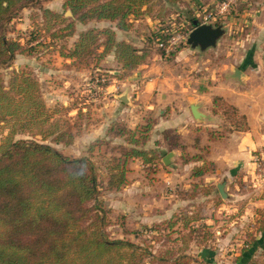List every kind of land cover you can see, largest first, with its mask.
Returning a JSON list of instances; mask_svg holds the SVG:
<instances>
[{"label": "trees", "instance_id": "1", "mask_svg": "<svg viewBox=\"0 0 264 264\" xmlns=\"http://www.w3.org/2000/svg\"><path fill=\"white\" fill-rule=\"evenodd\" d=\"M151 1L64 0L69 18L64 19L50 8H43L42 14L47 23L52 19L67 22L64 27L68 32L66 36L74 33L77 21L85 25L96 21L114 24V27L104 25L83 30L63 56L71 58L78 66L92 57L101 61L112 54L123 72V76L115 77L122 79L144 65L150 52L124 39L118 40L116 29H131L132 18L142 16ZM38 3L39 0H0V69L11 65L22 50L18 41L7 38L8 24L23 8L35 7ZM155 33L157 43L163 45L173 37L160 30ZM184 45L187 46L186 42ZM170 56L173 58L175 52ZM8 82L7 86L0 72V122L8 134L0 143V264L196 262L188 253L190 244L206 247L212 232L209 225L202 223L203 218L195 213L173 215L167 223L168 228L180 224L178 230L189 231L181 232L171 241L173 245L164 246L158 254L130 239H113L106 231L109 211L99 201L103 190L117 192L122 189L131 159L139 158L145 165L152 166L160 158L155 147L147 146L155 119L146 118L135 128L118 121L110 122L106 137L89 147L91 153L96 147L110 148L108 156L101 155L107 169L105 178H102L100 168L90 157L65 156L46 142L51 138L54 142L71 144L74 124L66 119L67 110L46 105L41 84L33 74L20 69L13 72ZM19 134L29 137L15 140ZM209 134L211 138L218 137V133ZM163 135L170 149L181 151L182 163L204 161V166L192 170V177L200 178L212 168L201 155L187 153L178 135L171 131H164ZM108 137L121 139L123 143L112 145ZM158 143H154L155 146ZM173 219L176 221H171ZM257 231L263 234L259 240L263 244L264 228ZM259 243L255 242L254 246ZM247 251L240 256L245 263L253 249Z\"/></svg>", "mask_w": 264, "mask_h": 264}, {"label": "crops", "instance_id": "2", "mask_svg": "<svg viewBox=\"0 0 264 264\" xmlns=\"http://www.w3.org/2000/svg\"><path fill=\"white\" fill-rule=\"evenodd\" d=\"M258 40L250 46L243 41L234 42L232 48L237 51H227L226 58L217 57L224 54L219 42L217 48L202 53L184 46L171 61L162 53H150L144 65L107 85L102 95L107 97L105 106L110 105L113 110L111 119L129 128L142 125L146 118L155 119L147 146L159 151L160 158L154 165L159 162L163 168L154 169L157 180L149 182L150 166L139 158L131 159L126 173V179L136 175L131 176V197L135 202V197L145 200L159 186V193L154 191L152 202L146 206L150 213L155 210L158 216L169 218L182 206L192 214L200 211L202 223L210 226L215 241L213 247L197 248L192 254H199L209 264H248L240 258L239 263L219 262L216 255L221 253L217 249L230 237L218 235L221 228L226 231L234 223L253 220L257 216L253 211L264 209V163L256 162L258 156L264 155V51L257 45ZM210 51L217 54H209ZM109 56L115 59L112 54ZM234 67L242 71L241 80L231 77ZM122 87V93H113ZM124 92L128 102L123 104L118 98ZM192 105L204 114L201 121L193 118ZM95 127L105 131V122ZM164 131L178 135L187 153L201 155L212 168L200 178L192 177V170L204 166V161L182 163L181 151L169 148ZM210 132L218 133V137L211 138ZM196 143L198 147H194ZM170 152L174 153L173 167H166L162 159ZM223 182L226 199L220 197L218 189ZM135 209L134 206L128 210L129 216L137 214ZM153 215L137 216L134 221L139 219L136 224H145ZM232 215L230 221L228 217ZM233 255L238 253L227 258Z\"/></svg>", "mask_w": 264, "mask_h": 264}, {"label": "rangeland", "instance_id": "3", "mask_svg": "<svg viewBox=\"0 0 264 264\" xmlns=\"http://www.w3.org/2000/svg\"><path fill=\"white\" fill-rule=\"evenodd\" d=\"M227 2H229V5L226 10H223L222 8ZM64 4V0H39L35 7L28 6L17 13L8 24L6 35L8 39L18 41L22 50L16 54L11 65L3 67L0 72L7 86L13 72L22 69L33 74L41 84L46 105L52 109L62 108L67 110L66 119L74 124L71 130L74 134L71 144L54 142L51 138L46 142L65 156L73 158L85 155L90 157L100 168L101 177L105 178L107 169L101 155L108 156L110 148L96 147L91 153L89 147L96 143L98 139L106 137V129L110 122L117 121L111 119L113 110L110 105L105 106L107 102L105 98L107 97L103 98L102 95H104L103 92L107 85L121 80L115 76H123V72L116 60L110 56L101 61L92 57L84 65L82 62L76 66L72 63L71 58L69 59L63 55H67L74 41L83 30L93 27L101 28L104 25L114 27V24L109 21H96L85 25L77 21L74 26V33L66 36L68 32L64 30V27L67 22H63L61 19H52L50 23H47L42 14L43 8H50L59 15L64 16V19H67L70 15L66 14L67 8ZM145 11L139 18H132L133 23L130 30L119 31L115 27L118 40L126 38L138 48H145L153 54H161L163 50L162 43H157L155 33L160 30L166 35L172 34L173 37H179L173 49L176 55L177 51L185 46L186 39L183 40L182 38L185 35L188 37L192 27L194 28L191 21L195 20L200 24L224 25L227 29V35L219 41L221 49L224 51L223 56L213 53V51H210L209 54L213 53L217 54V57L226 58L227 51L234 50L236 53L237 49L232 48L234 42L243 41V43L246 42L250 46L252 43H256L257 39H259L257 45L259 43L264 51V0H152L148 5V10ZM171 60L170 56L168 61ZM94 85H98L103 89L97 97L93 96ZM124 90L125 88L115 90L113 93H122ZM101 107L103 110L100 109ZM103 122H105V131H102L101 128L98 131V127L95 126H98V123L103 124ZM118 122L122 125L125 124L121 121ZM7 135L3 123L0 122V143ZM28 137V135L19 134L15 137V140ZM107 139L111 140L112 145L123 143L121 139L112 137ZM162 168L159 162L157 166L152 164L147 170L148 181L150 182L152 179L156 181L157 177L154 176L156 170L154 171V169L162 170ZM129 176L120 191L103 190L99 198L104 208L109 211V222L106 226L107 234L113 239H130L150 248L149 250L152 253L158 254L164 246L173 245L171 241L179 237L178 235L181 232L186 233L189 230H178L181 229L180 224L175 225L173 229H169L167 223L170 222L169 220L173 216L169 218L160 217L157 214L158 211L154 212L155 210H153L150 213V210H146V206L152 202L155 192L159 193V186L155 187V192L152 191L149 194V198L139 200L135 197V202L131 197L130 188L132 187L130 183L131 176L136 175ZM146 201L147 203L144 205ZM134 206L137 214L129 216L128 210ZM188 210L186 206H182L175 215H190ZM255 212L257 216L253 220L234 223L231 227L225 228L226 231H222L223 228L220 229L221 233L217 235L219 237L229 235L230 239L222 244L221 251L219 248L217 249L221 253L220 256L216 255L219 262L239 263L241 253L243 251L249 252L247 250L252 248L253 252L248 259V264H264V243H259V240L263 238V234L261 231H257L258 228H264V209L259 208L257 211H253V213ZM153 213L155 214L153 215ZM149 214L153 216L145 224H136V221H140L138 218L134 221L137 216L149 218ZM195 214L201 215L202 213L197 211ZM228 219L232 221L233 215L232 217L229 216ZM211 240L206 246H214L215 238L213 235ZM255 242L259 244L254 246ZM232 245L233 247H231ZM197 248L199 250L205 249V246H196L195 243H191L188 253L196 262L209 264L199 254H192ZM232 248L233 250L229 251ZM233 252H237L238 255L227 258Z\"/></svg>", "mask_w": 264, "mask_h": 264}, {"label": "water", "instance_id": "4", "mask_svg": "<svg viewBox=\"0 0 264 264\" xmlns=\"http://www.w3.org/2000/svg\"><path fill=\"white\" fill-rule=\"evenodd\" d=\"M194 28L191 30L188 34V37L186 38V43L189 46L190 50L192 51H200L206 52L208 49H214L217 48L218 42L224 38L227 35V29L225 28L224 25H214L210 23H199L197 21H194L193 24ZM231 77L236 78L238 80L242 79V71L239 68L234 67L232 69V75ZM118 100L121 103H127L128 98H127V93L124 92ZM193 118L196 121H201L203 119L204 114H202L199 111V107L192 105L191 106ZM173 158H174V153L170 152L163 156V163L165 164L166 167H173ZM225 186L226 183L223 182L218 185L219 192L221 194L222 199H226V192H225Z\"/></svg>", "mask_w": 264, "mask_h": 264}, {"label": "built area", "instance_id": "5", "mask_svg": "<svg viewBox=\"0 0 264 264\" xmlns=\"http://www.w3.org/2000/svg\"><path fill=\"white\" fill-rule=\"evenodd\" d=\"M228 5H229V2H227L225 5H224V7L222 8L223 10H226L227 9V7H228ZM179 37H173V38H170L169 39V41L167 42V44L166 45H163V44H161V46H162V48H163V57L166 59V60H168L169 58H170V55H171V53H173L174 51H173V49H174V46H175V42H176V40L178 39ZM187 38V36L185 35V36H183V40L184 39H186ZM93 96L94 97H97V95H99L100 93H101V91H103V89H102V87H100V86H96V85H94L93 86ZM256 162H258V164L260 165V164H263L264 163V155H260V156H258L257 157V159H256Z\"/></svg>", "mask_w": 264, "mask_h": 264}]
</instances>
